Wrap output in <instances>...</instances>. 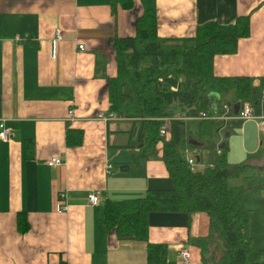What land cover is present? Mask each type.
I'll use <instances>...</instances> for the list:
<instances>
[{"label":"crops","instance_id":"0c3cea01","mask_svg":"<svg viewBox=\"0 0 264 264\" xmlns=\"http://www.w3.org/2000/svg\"><path fill=\"white\" fill-rule=\"evenodd\" d=\"M151 8L163 38L190 37L206 22L227 25L248 16L249 35L235 54L214 57L213 72L254 79L258 98L264 0H133L131 9L113 0H0V121L10 131V141H0V264H148V244L166 248L165 264H202L197 241L212 229L206 214L153 212L143 241L106 230L87 200L95 193L100 206L174 188L161 155L139 139L141 120L100 119L114 115L107 87L117 73L113 41L134 36L137 19ZM55 30L62 40L54 50ZM253 125L222 129L225 139L233 134L230 164L254 159L243 141ZM68 130L80 132L77 145L66 144ZM239 140L241 150L234 148ZM209 149L200 152L206 165L215 159L205 160ZM55 156L64 164L48 167ZM60 194L64 214L56 212ZM18 215L28 223L25 233L18 231Z\"/></svg>","mask_w":264,"mask_h":264},{"label":"trees","instance_id":"16d2710c","mask_svg":"<svg viewBox=\"0 0 264 264\" xmlns=\"http://www.w3.org/2000/svg\"><path fill=\"white\" fill-rule=\"evenodd\" d=\"M124 9L133 7V0H113ZM250 32L248 16H239L234 23L222 25L206 22L193 36L163 38L157 33L153 8L144 10L136 21L132 37L115 38L113 48L117 73L107 79L109 110L119 118L139 119V139L156 154L161 146V159L174 181L170 191H148L145 196L123 201L107 200L96 206L97 221L108 231L146 240L148 217L153 212H181L186 215L204 213L212 226L208 237L197 244L202 264H264V249L252 244L247 194L254 191L247 185L234 186L231 181L241 176L245 164H230L227 146L203 168L192 171L185 160V150H207L215 134L222 130L216 122H183L180 116L210 114L208 96L216 94L215 108L238 101H251L258 110L257 89L249 77H219L213 72L216 55H233L238 41ZM264 89V78L259 79ZM174 88V90H172ZM221 112V111H220ZM168 119L164 140L158 133L162 119ZM80 132L68 130L66 144L80 142ZM201 160V155L199 156ZM199 164V162H198ZM20 233L28 230L24 216H17ZM216 236H213V233ZM221 242L216 249V240ZM214 246L211 254L210 246ZM166 248L147 245V263L165 264Z\"/></svg>","mask_w":264,"mask_h":264},{"label":"built area","instance_id":"2783aa9c","mask_svg":"<svg viewBox=\"0 0 264 264\" xmlns=\"http://www.w3.org/2000/svg\"><path fill=\"white\" fill-rule=\"evenodd\" d=\"M62 40V33L60 30L54 31V37L52 38L51 45L53 49L55 50L56 43ZM78 50L80 52L84 51L83 45L78 46ZM174 90V88L172 89ZM256 105H258V110L254 107V104L251 101H240V109L236 116H233L232 114V107L230 104H223L221 109H212L210 114H206L205 112H200L198 116L196 117H189V116H178L175 117L177 120H181L183 122H200L202 120H209L216 122L222 126V129H226L230 127V125L235 123H246V122H256L258 125L259 130L264 134V89L262 88L259 93L258 101L256 102ZM221 111V112H220ZM100 119L104 121H109L113 119H118L117 116L113 114H108L106 116L101 115ZM68 120L70 122L74 121L73 116V110L70 109L68 111ZM168 120V119H164ZM165 130L166 126L163 125L160 128V136H165ZM0 141L7 143L10 141V131L6 127L5 123L3 121H0ZM217 155L220 154V149H217ZM200 156V150L197 148H189L185 150V160L187 162V165L190 167L192 171H195L199 168H203L205 164L203 161L199 160ZM199 162V164H198ZM48 167H57L62 166L64 164V160L61 157L55 156L50 158L47 161ZM210 167L212 165L210 164ZM111 166H107V170H110ZM262 178L264 180V171L262 173ZM56 204V212L58 214H64L68 210V206L65 204L66 202V196L64 194H60L57 199ZM87 200L90 206L96 207L99 205V198L95 193L88 194ZM180 257L184 261H188L190 259V254L187 250L182 249L179 252Z\"/></svg>","mask_w":264,"mask_h":264},{"label":"rangeland","instance_id":"374dc122","mask_svg":"<svg viewBox=\"0 0 264 264\" xmlns=\"http://www.w3.org/2000/svg\"><path fill=\"white\" fill-rule=\"evenodd\" d=\"M176 112L177 110L175 108L174 113ZM168 121L169 118L167 121L162 119V125H167ZM255 124L256 127L255 125H253L252 127L246 128L245 136L243 138L244 143L247 142L245 148L249 151L255 150L253 154H251L254 159H248L246 162H244L243 164L246 165V168H244L241 176L232 179L230 183L234 186L247 185L249 187H253L254 191H249L247 194L248 207L252 210L250 215V235L253 246L257 249H264V180L262 178V173L264 171V134L258 130V125L256 122ZM237 126L235 128H237ZM231 131L232 130H230L229 132ZM133 133L135 136L137 135V127H135ZM224 134L225 133L223 132V130H220L217 134H215L211 142L212 147L205 154L204 158L206 161L213 160L215 158L218 153L217 149L222 144L227 146L228 156V149L230 148L229 145L231 140L233 139V134L231 133L230 136L226 139L224 137ZM158 136L159 138H162L164 140L165 136H160V133H158ZM259 143H261V146H259ZM241 144L242 142L241 140H239L234 148H236L237 150H241ZM148 145L144 143V146H147V148H149ZM160 151L161 146L157 148V152L160 153ZM213 236H216L215 232L213 233ZM220 244L221 242L219 241V239H217L215 244L216 249L220 248ZM208 248L209 255L212 253L214 246L212 245Z\"/></svg>","mask_w":264,"mask_h":264},{"label":"water","instance_id":"95a60500","mask_svg":"<svg viewBox=\"0 0 264 264\" xmlns=\"http://www.w3.org/2000/svg\"><path fill=\"white\" fill-rule=\"evenodd\" d=\"M208 99H209V103L212 105V109H215L214 103L217 101L218 96L216 94H210L208 96ZM231 107H232L233 116H236L239 112V109H240V101L233 103ZM234 124H235V122H233V125Z\"/></svg>","mask_w":264,"mask_h":264}]
</instances>
